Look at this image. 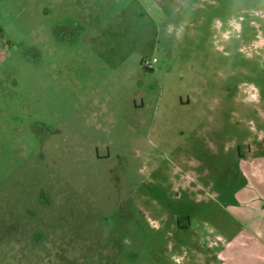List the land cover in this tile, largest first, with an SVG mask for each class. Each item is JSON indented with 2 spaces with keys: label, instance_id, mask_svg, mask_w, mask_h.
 Returning a JSON list of instances; mask_svg holds the SVG:
<instances>
[{
  "label": "rangeland",
  "instance_id": "1",
  "mask_svg": "<svg viewBox=\"0 0 264 264\" xmlns=\"http://www.w3.org/2000/svg\"><path fill=\"white\" fill-rule=\"evenodd\" d=\"M259 232L264 0H0V264H264Z\"/></svg>",
  "mask_w": 264,
  "mask_h": 264
},
{
  "label": "crops",
  "instance_id": "2",
  "mask_svg": "<svg viewBox=\"0 0 264 264\" xmlns=\"http://www.w3.org/2000/svg\"><path fill=\"white\" fill-rule=\"evenodd\" d=\"M44 13H46V14H48L49 12H48V10H44ZM264 238L261 236V233L259 232V235H258V237H257V241L255 242V244H260V246H262V240H263ZM261 254V255H260ZM260 256L261 257H264V251L263 250H261V252H260Z\"/></svg>",
  "mask_w": 264,
  "mask_h": 264
},
{
  "label": "built area",
  "instance_id": "3",
  "mask_svg": "<svg viewBox=\"0 0 264 264\" xmlns=\"http://www.w3.org/2000/svg\"><path fill=\"white\" fill-rule=\"evenodd\" d=\"M154 61H156V60H154ZM147 65L150 66V64L148 62H147Z\"/></svg>",
  "mask_w": 264,
  "mask_h": 264
},
{
  "label": "flooded vegetation",
  "instance_id": "4",
  "mask_svg": "<svg viewBox=\"0 0 264 264\" xmlns=\"http://www.w3.org/2000/svg\"><path fill=\"white\" fill-rule=\"evenodd\" d=\"M177 223L179 224V221L177 220Z\"/></svg>",
  "mask_w": 264,
  "mask_h": 264
}]
</instances>
